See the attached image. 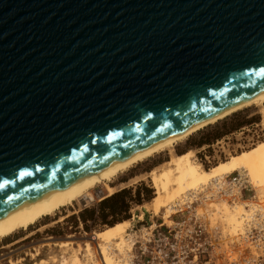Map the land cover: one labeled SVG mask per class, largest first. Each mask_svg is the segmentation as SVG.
Returning <instances> with one entry per match:
<instances>
[{"label": "water", "instance_id": "obj_1", "mask_svg": "<svg viewBox=\"0 0 264 264\" xmlns=\"http://www.w3.org/2000/svg\"><path fill=\"white\" fill-rule=\"evenodd\" d=\"M264 93V0H0V219Z\"/></svg>", "mask_w": 264, "mask_h": 264}, {"label": "bare ground", "instance_id": "obj_2", "mask_svg": "<svg viewBox=\"0 0 264 264\" xmlns=\"http://www.w3.org/2000/svg\"><path fill=\"white\" fill-rule=\"evenodd\" d=\"M249 107L257 108L264 126V93H262L174 138L1 218L0 244L11 240V245H15L33 238L35 233L32 232V229L35 226H40V232L63 221L76 213L71 211L72 206H77L80 211L83 203L93 198L94 193L96 194L100 190L106 193V196L101 200L112 197L116 193L115 184L123 176L151 159L167 153L170 156L169 161L146 174L130 178L131 182L136 183L140 179H148L160 173L159 182L155 186L157 193L164 192V196L160 198V202L166 207L163 224L171 226L175 220V211L184 210L188 206L194 210L192 214L196 219L203 213L207 219L210 209H214L211 219L220 220L224 225V233L229 234L231 238L239 237L237 242L235 239L234 241L226 240L227 244L233 248V253L240 252L241 249L246 252L244 255L233 254L228 264H252L258 260H262L264 264V244L259 242L260 239L254 241L250 238L252 229L261 230L264 228V205L257 206V203L240 202L246 198H255L257 189L264 191V143L245 150L239 156L221 162L209 170L195 168L190 164L189 160L194 155L193 151L185 155L175 152L178 145L195 133ZM235 173L238 176L244 175L240 178L244 179L243 183H229V178H232L231 175ZM247 178L249 179L247 180ZM249 186L252 191L246 195L250 190ZM263 193L261 192V194ZM204 194H206V199L212 198L210 204H206L210 209L199 200V197ZM243 195L245 196L242 197ZM260 201L262 202V199ZM148 208L145 210L149 211ZM63 210H66L67 215L60 216ZM58 215L60 218L57 221L45 224L46 220H55ZM138 218L143 220L141 216ZM202 223L212 227L208 219L207 222ZM132 228V221L124 220L108 226L102 231L93 232L89 236L87 233L84 234L83 244L76 242L73 236H66L63 240L58 241L49 237L43 240V243L34 246L35 254L32 253L28 256L35 259L40 255L41 248L54 246L60 250L63 257L59 262L57 257H50L51 263L129 264V261H132L130 260V251L138 242V237L135 236L137 233L133 232ZM150 234L146 235L144 242L148 240ZM68 252H71L70 256L65 255ZM47 260L42 259L39 264H49V260ZM9 262L12 264L11 261Z\"/></svg>", "mask_w": 264, "mask_h": 264}, {"label": "rangeland", "instance_id": "obj_3", "mask_svg": "<svg viewBox=\"0 0 264 264\" xmlns=\"http://www.w3.org/2000/svg\"><path fill=\"white\" fill-rule=\"evenodd\" d=\"M224 123L226 124L225 126ZM235 124H238V126L234 129H230L232 125ZM209 133H211V137H215L217 133H219L220 136H224L218 140L211 138L210 141H208L210 144L201 146V143L205 141L203 139H205L206 135ZM260 143H264V126L262 124V117L258 114L257 108L249 107L195 133L188 140L178 145L175 148V152L179 155H185L188 152L193 151L194 155L189 160L190 164L195 168L209 170L210 168L216 167L221 162H226L232 157L239 156L245 150H250ZM169 159L170 156L167 153H163L157 158L151 159L149 162L132 170L115 184L116 193L112 197L101 200V198L106 196V193L101 190L96 194L94 193L93 198L88 201L86 200L83 203L80 211L77 206H72L71 211L76 212L75 214H72L61 222L53 224L51 227L46 228L47 230L44 229L39 232L40 226H35L34 229H32V232L35 233L36 237L34 236L27 241L15 245H11V240L0 244V260L7 257L6 260L0 261V264H10L8 261H11L12 264H39L42 259H48L49 261H47L49 264H59L51 263L49 259L50 257L55 256L59 262L61 257H63L60 250L54 246H51L50 248H41L40 255L35 259H32L28 255L32 253L35 254L33 247L41 242L43 243V240L49 237L58 241L63 240L66 236H73L76 242L83 244L84 239L82 237L84 234L87 233V236H89V234L93 232L102 231L108 226L124 220L132 221V229L133 232L137 233L135 236L138 237V242L143 241L146 235L150 233V229L146 230L147 227H144V224L152 220L151 226H154L164 220L166 207L160 202V198L164 196V192H156L155 185L159 182L158 178L160 173L153 175L148 179H140L136 183L131 182L130 178L136 175L146 174L157 166L159 167L164 162L169 161ZM237 176L236 173L231 175V177ZM248 179L249 178H247V180ZM261 192L263 193L264 191L257 189L255 198H246L240 202H250L252 204L257 203V206H263L264 193L261 194ZM205 196L206 194L201 195L199 200L205 205V207L210 209L206 204H210L212 198L206 199ZM261 199L262 202L260 201ZM105 200H110V202L106 207H102L101 204ZM219 200L223 201L224 199ZM259 202L262 204L260 205ZM111 206L114 207V211L110 208ZM145 208H148L149 211H146ZM62 212L63 213L60 216L67 215L66 210H63ZM210 212L207 215V219L210 221L211 226L217 228L219 232L226 237V240L229 239L234 241L235 239V242L239 241L238 236H233L231 238L229 234H225L223 223L220 220L214 218V220L211 219V214L214 212V209H210ZM60 216L58 215L55 217V220H46L45 224L54 223L60 218ZM139 216L143 218L142 221L139 220ZM143 227L144 229L141 234H139L138 232ZM133 232H131L132 235H134ZM138 242L134 244L130 251V260L132 259L133 253L135 255V252L139 247ZM70 254L71 252H68L65 255L70 256Z\"/></svg>", "mask_w": 264, "mask_h": 264}, {"label": "built area", "instance_id": "obj_4", "mask_svg": "<svg viewBox=\"0 0 264 264\" xmlns=\"http://www.w3.org/2000/svg\"><path fill=\"white\" fill-rule=\"evenodd\" d=\"M242 176L229 178V183H243L244 179H240ZM251 191L250 187L246 195ZM192 213L194 210L191 206L175 211L171 226L163 222L151 226L152 220L144 224L151 234L147 241L138 242L139 247L129 264H228L233 254H246L242 249L233 253L226 237L217 228L204 225L202 222H207L204 213L198 219ZM250 238L254 241L260 239L259 242L264 244V228L252 229ZM252 264H263V261Z\"/></svg>", "mask_w": 264, "mask_h": 264}, {"label": "trees", "instance_id": "obj_5", "mask_svg": "<svg viewBox=\"0 0 264 264\" xmlns=\"http://www.w3.org/2000/svg\"><path fill=\"white\" fill-rule=\"evenodd\" d=\"M225 125H226V124L224 123V126H225ZM237 126H238V124L232 125V127H231L230 129H234V128H236ZM226 134H227V133H226ZM223 136H224V135H223ZM223 136H222V135L220 136L219 133H217L215 137H214V136L211 137V133H209V134L206 135L205 139H203V140H205V141H204L203 143H201V146L206 145V144H210V143H208V141H210L211 138H213V139H215V140H218V139L222 138ZM109 202H110V200H105V201H103V203L101 204V206H102V207H106V205H108ZM110 208L112 209V211H114V207H113V206H111Z\"/></svg>", "mask_w": 264, "mask_h": 264}, {"label": "flooded vegetation", "instance_id": "obj_6", "mask_svg": "<svg viewBox=\"0 0 264 264\" xmlns=\"http://www.w3.org/2000/svg\"><path fill=\"white\" fill-rule=\"evenodd\" d=\"M7 259V257H5V258H2L0 261H2V260H6ZM24 260V259H23ZM9 262V261H8ZM10 263V262H9Z\"/></svg>", "mask_w": 264, "mask_h": 264}]
</instances>
